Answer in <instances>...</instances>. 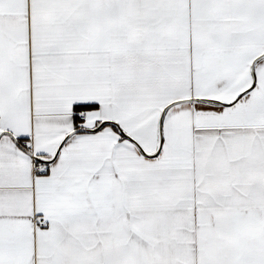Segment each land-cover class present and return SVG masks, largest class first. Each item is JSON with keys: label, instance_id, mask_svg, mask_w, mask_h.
<instances>
[{"label": "snow or ice", "instance_id": "snow-or-ice-1", "mask_svg": "<svg viewBox=\"0 0 264 264\" xmlns=\"http://www.w3.org/2000/svg\"><path fill=\"white\" fill-rule=\"evenodd\" d=\"M0 264H264V0H0Z\"/></svg>", "mask_w": 264, "mask_h": 264}]
</instances>
